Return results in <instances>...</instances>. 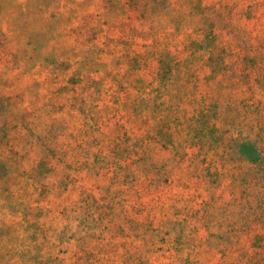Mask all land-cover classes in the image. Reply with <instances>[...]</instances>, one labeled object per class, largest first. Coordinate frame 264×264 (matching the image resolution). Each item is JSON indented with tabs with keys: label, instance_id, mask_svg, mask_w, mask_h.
<instances>
[{
	"label": "trees",
	"instance_id": "trees-1",
	"mask_svg": "<svg viewBox=\"0 0 264 264\" xmlns=\"http://www.w3.org/2000/svg\"><path fill=\"white\" fill-rule=\"evenodd\" d=\"M21 1L12 0L9 11L16 12ZM53 1L39 5V19L34 24L42 28L54 23L47 33L45 49L56 53L57 59L46 61L43 68L52 67L61 80L68 77L67 83L55 89L51 97L65 93L77 78L97 85V93L115 95L126 91L130 94V88L136 93L150 91V88L159 92L161 84L167 86L174 70L181 79L188 78L193 52L206 48L209 52L206 80L214 79L230 67L249 77L253 75L259 97L253 94L243 97L239 111H264V31L257 33L254 28L264 15V0H209V3L190 0L197 2L208 24L198 27L199 33L195 32L199 34L197 37L202 35L201 39H192L182 49L176 39L182 36L181 29L188 31L191 27L182 24L181 19L178 25L169 21L159 23L141 10L140 0H128L123 5L121 0H116L114 7L119 6L122 14H126V19L121 21L110 15L113 3L90 0L89 7L95 8L94 11L86 9L82 19L71 27L60 11L53 9ZM214 5L221 9V19L226 20L223 25L205 14ZM2 12L0 9V14ZM105 15L104 31L94 22V16L100 19ZM26 27L32 29V25ZM100 35H104V39L98 42ZM10 42H13V50L8 48ZM31 42L21 32L12 36L0 29V47L6 51L8 48L12 61L13 54L23 45L30 46ZM112 42L126 45L130 51L135 46L149 47L163 56L155 79L146 83L142 75L130 69L133 56L129 53L115 55L109 46ZM188 45L198 47L191 50ZM157 83L161 84L157 86ZM92 88L87 85L85 94H90ZM180 98L178 94L169 99L171 111L179 108L176 103ZM62 99L67 104L68 97ZM217 100L212 102L216 104L214 114L199 116L202 127L197 128L196 133H205V138L208 133L207 138L220 142L224 134L232 130L229 139L239 141L238 157L250 174L264 171V145L260 142L264 140L263 117L247 112L238 119H224L218 112ZM206 102L204 95L201 96L196 110L209 111ZM130 105L127 111H68L67 118L48 115L50 122L46 121L44 130L37 126L44 121L40 111L22 114L12 123L9 121L0 137V179H3L0 186L4 184L2 191L13 197L12 203L2 201L0 207V243L4 247L0 261L3 264L12 250L17 255L13 258L14 264H58L56 261L62 251L55 249L56 244L47 233L48 224L53 220L65 223L78 218L83 224L75 239L78 246L68 264H210L205 246L198 245L193 253H183L181 243L169 237L158 241L160 245L155 247L154 255L135 254L141 247L136 227L157 228L168 219H192L196 200L192 201L194 205H189V197L175 189L177 175L164 177L157 167L146 177L134 172L138 164L146 162L151 146L165 147L176 135L167 126L172 124L169 121L172 119L149 114L138 103ZM27 116L36 119V123L30 122L28 129L32 138L26 148H17L10 131ZM55 121H59L60 128L56 129ZM48 137L50 142L46 141ZM58 173L66 180L62 188L56 184ZM190 182H186V187ZM91 224L96 230H92ZM13 241L15 244L10 246ZM167 243L169 246L163 249ZM219 254L218 261L222 264H264V223L248 222L242 226L233 244L225 245Z\"/></svg>",
	"mask_w": 264,
	"mask_h": 264
},
{
	"label": "rangeland",
	"instance_id": "rangeland-1",
	"mask_svg": "<svg viewBox=\"0 0 264 264\" xmlns=\"http://www.w3.org/2000/svg\"><path fill=\"white\" fill-rule=\"evenodd\" d=\"M11 1L0 0V9L3 11L0 14L1 31L6 34L12 33V36L21 32V35L32 42L30 46L23 45L19 51L16 49L18 52L13 54V61L12 54L7 52L8 48L13 50V42L8 44L7 51L0 47V137L9 121L12 123L16 120L15 117L33 113V111H40V116L42 115L44 121L37 126L43 130L46 123L50 122L48 115L67 118L70 116L68 111H74L73 113L78 111L102 113L121 111V109L127 111L133 102L138 103L149 114L164 120L172 119L169 120L172 124L167 126L174 131L176 139L173 142H168L165 147L151 146L146 162L138 164L134 172L146 177L154 167H157L164 177L177 175L176 177L179 179L175 189L183 196L189 197L187 201L189 205L193 204L194 199L196 200V204H193L195 214L192 215V219L184 220L181 217L168 219L157 228L136 227L135 232L139 235L141 247L135 254L154 255L157 252L155 247L160 245L158 241L163 237H169L181 243L183 253H193V248L198 245L205 246L207 251L205 249L204 252L210 258V264H222L218 261L221 249L225 245L233 244L242 226L248 222L264 223V187L261 188L264 183V171L250 174L251 171L247 170L245 163L238 157L239 141L229 139V134H233L232 130L224 134L222 141L214 142L207 138L208 133L205 138V133H196V129L202 127L198 122L200 115L211 112L214 114L213 108L216 105L214 99H218L220 106L218 112L224 119H228V117L238 119L247 112L252 116L260 114L264 119V111H254L253 109H251L252 111H239L240 101L243 97L249 98L252 94L255 98L259 97V89L253 75L249 77L230 67L218 73L214 79L206 80V75L209 73L207 66L209 52L204 48L193 52L195 54H192L189 60L191 70L188 78L181 79L178 71L174 70L167 86L161 83L155 84L157 86L161 84L159 92H156L154 88H150V91L147 88V91L136 93L134 89L130 88L128 90L131 91L130 94L126 91L115 95L105 92L97 93V85L88 80L79 81L77 76H74L78 80L70 83L65 93L51 97L55 89L67 83L68 77L61 80L55 76V70L53 71L52 67L49 70L43 68L46 61L54 62L57 59L56 53L49 48L45 49L48 40L47 33L54 23L50 22L42 28H38L34 24L39 19V10H37L39 5H47L50 0H22L19 3L21 6L17 7L14 13L9 11ZM89 1L68 0L63 2L54 0L52 5L55 11H60L65 21H69L68 25L71 27L82 19L86 14V9L94 11L95 8L89 7ZM126 1L128 0H121L120 4L123 5ZM140 1L142 3L141 10L149 17L154 16L159 23L169 21L178 25L181 19L182 24L186 23L191 27L193 31L179 29L182 31V33L180 32L182 36H178L176 39L179 49H182L192 39H201L202 35L197 37L199 34L196 35L195 32H198V27L207 26L208 23L205 22L197 2L194 3L190 0ZM207 1L209 3V0ZM107 2L113 3L109 9L110 15H113L111 17H117V21L126 19V14H122L120 7H114L117 3L116 0H107ZM205 14L209 16L210 20L216 21L218 25H223L226 21L221 19V9L217 5L209 7ZM94 17V22L103 27L102 29L105 31L107 24L104 19L107 18V15L100 19H97V16ZM259 18L254 25L257 33L264 31V15ZM25 21L29 23L27 24ZM232 23L235 25L236 21L233 20ZM28 25H32L34 30L28 29L26 27ZM70 37L74 39L73 36ZM103 39L104 35H100L98 42ZM71 42L76 45L75 41L71 40ZM98 42L95 41L96 46ZM102 43L104 44V42ZM92 46L94 47V45ZM109 46L115 55L131 54L133 61L129 63L130 69L142 75L146 83L155 79L158 68L163 62V56L161 57L159 53L149 47L139 46H135L133 51H130L126 45H117L115 42ZM188 46L190 47V45ZM194 46L191 45V50ZM196 47L198 45L194 48ZM87 85L93 87L90 94H85L84 89ZM178 94L183 99H178L181 100L176 103L179 108L171 111L168 107L169 99ZM203 95L207 101L206 105L209 104L206 107L209 111H198L199 108L196 110ZM64 97H68L67 104L62 99ZM30 122L36 123V119L27 116L25 121L18 122L16 129H11L10 135L11 138L14 137L17 148H26L31 141L32 136L28 131ZM58 122L54 123L57 125L56 129L60 128ZM246 131L248 130L246 129ZM46 141L50 142L51 139L48 137ZM260 142L264 145V140H260ZM55 180L59 188H62L66 182L61 173L56 175ZM188 180L191 182L186 187ZM4 188L5 186L2 184L0 186V207L2 201L9 204L13 200L9 192L2 191ZM90 223L91 221L87 222L88 225ZM82 224L79 218L68 219L65 223L54 220L49 222L47 233L55 242V249L62 251L59 260L56 261L58 264L70 262L69 258L75 247L78 246L75 239ZM91 228L96 230L92 224ZM13 244L15 241L10 246ZM167 246L169 243L164 245L163 249ZM3 250L4 247H1L0 243V258ZM9 254L5 264H14L15 250L10 251ZM0 264L3 263L0 261Z\"/></svg>",
	"mask_w": 264,
	"mask_h": 264
}]
</instances>
